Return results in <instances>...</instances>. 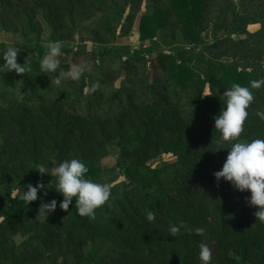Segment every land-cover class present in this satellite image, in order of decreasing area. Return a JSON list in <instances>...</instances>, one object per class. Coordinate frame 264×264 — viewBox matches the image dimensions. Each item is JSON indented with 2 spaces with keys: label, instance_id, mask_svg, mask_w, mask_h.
Wrapping results in <instances>:
<instances>
[{
  "label": "trees",
  "instance_id": "16d2710c",
  "mask_svg": "<svg viewBox=\"0 0 264 264\" xmlns=\"http://www.w3.org/2000/svg\"><path fill=\"white\" fill-rule=\"evenodd\" d=\"M143 2L150 11L139 13ZM19 8L23 11L16 18L33 28L39 13H56L63 25L68 19L75 22L77 14L87 19L100 12L95 52L104 57L109 34L117 31L113 20H122L125 13L129 24L140 14L141 41L178 26L193 45L151 57L135 50L121 58L120 87L102 73L99 84L111 85V94L106 96L104 89L96 94L88 86L87 97L84 80L72 89L71 80L57 84L53 73L40 72L41 46H14L17 62L26 61L31 71L0 70V134L5 138L0 149V194L5 198L0 201V264H201L202 243L211 250L209 264H264V223L246 203L250 193L235 190L223 178L217 183L213 176L230 146L220 142L213 120L225 88L233 83L250 87L253 101L239 139H264V119L257 115L264 112V84L250 86L263 79L256 68L239 62L248 53L264 55V0H0V16L6 15L0 28ZM207 20L218 32L211 44L219 52L214 59L199 49ZM8 47L1 42L0 55ZM220 56L237 60L225 62ZM194 62L206 65L203 75ZM113 145L120 146L125 179L110 186L109 200L94 218L77 214L75 198L61 209L56 180L36 168L78 158L89 169L86 178L95 180L103 171L99 161ZM162 152H173L176 160L153 166L150 161ZM37 181L47 195L38 192L37 200L27 204L19 193ZM53 198L57 207L45 219L39 208ZM181 225L175 237L169 235L170 226ZM196 228L203 233L188 230ZM16 235L24 237L21 243L15 242Z\"/></svg>",
  "mask_w": 264,
  "mask_h": 264
},
{
  "label": "rangeland",
  "instance_id": "374dc122",
  "mask_svg": "<svg viewBox=\"0 0 264 264\" xmlns=\"http://www.w3.org/2000/svg\"><path fill=\"white\" fill-rule=\"evenodd\" d=\"M235 2L239 4L240 0H235ZM63 10L64 9L60 8L59 12L62 13ZM22 11L23 8H19L17 12H11V15L8 17L9 21H5L3 23L4 29L0 28V43L6 42L8 45H10V47H21L22 45H24L32 48L33 46L38 45L44 49V55L47 51L45 45L49 41H62V52L60 57H58V72L61 69L67 71L68 68L73 64L86 66V70L82 73L79 79L72 80L63 78L61 79V81L63 82L64 80H71L72 89H78L80 83L82 82V80H84L87 84V87L84 90L85 97L90 95V92L88 90L90 86L94 88V92L96 94H98L99 90L101 89L105 90V93H107L106 96L111 94V85L105 86L99 84L102 78V73L106 74L105 77H114V86H116L117 88L120 87L121 80L124 78L123 74L121 73V58L131 55L135 50L142 51L147 56L151 57L153 56V54H157L160 51L175 50L177 47L182 45H193L190 41L184 40V33L178 26H173L168 29H161L158 33L157 38L153 40L141 41L138 32L140 16L139 13H141L142 11H150L148 10V8H146L145 2H143L142 4L141 10L136 17L137 19L135 20V23L129 24V22L126 21V13L123 16L122 20H113V26L115 25L114 28L117 31L115 35H112L110 33L108 36V42L107 45H105V48L109 49V54H107L106 57L101 55V52L99 51L95 52L96 45H98V43L95 42L94 35L96 33V30H99L98 21L102 15L100 12L95 13L92 17L87 19H83L79 14H77V20L75 22L70 23V20L68 19V23H64L63 25L61 24L62 19L56 17V13H53L52 16H50L49 13L45 12L39 13L33 19V22H35V24L37 25L36 28H33L32 25L28 23V20L20 21L18 17L16 18V15L20 14ZM5 18L6 15L4 14L0 16V27ZM213 26L214 24L211 20H207L206 22H204V29L201 36L202 42L199 44V49L207 57L214 59V57L217 56L219 52L211 45L218 35V32L215 31ZM257 28V24L251 25L249 27V30L254 31ZM239 37L240 35L235 36V38ZM219 59L225 62H234L235 60H237L229 56H220ZM239 62L241 67H246L247 64H249L250 67L256 68L260 73V78L264 80V55L259 57V52H255L254 54L248 53V55H244L243 57H241V59H239ZM192 66L194 67L196 72L201 75H203L206 70V65L200 62H194L192 63ZM99 67L104 68V70L98 71ZM57 73H53L54 75L52 76L53 80H55L56 83L57 79H59ZM61 81L60 83H62ZM55 86L57 87L58 85ZM65 87L66 83L64 84V86H62V89ZM9 130H7L6 133H8ZM4 143L5 138L0 134V149L3 147ZM119 152V145H113L109 147V154L99 161V164L102 167L103 171L100 177L94 180L95 182L111 186L114 183L120 182L125 179L123 168L118 162ZM175 160L176 156L173 152H162L159 158L150 161V163L153 166H161L165 163L173 162ZM53 168L44 167L45 171L49 174L44 173L43 175L47 179H53V181H55V176L50 175ZM11 192L14 193L15 190H11ZM0 201H5V198L1 194ZM249 208L251 209L250 205ZM23 239L24 237L22 235L15 236L16 243H21ZM87 251L88 246L85 248L84 252ZM70 264H75V262L72 261Z\"/></svg>",
  "mask_w": 264,
  "mask_h": 264
},
{
  "label": "clouds",
  "instance_id": "9594fccd",
  "mask_svg": "<svg viewBox=\"0 0 264 264\" xmlns=\"http://www.w3.org/2000/svg\"><path fill=\"white\" fill-rule=\"evenodd\" d=\"M47 51L40 59V72L49 74L57 73L59 69V59L63 42L59 40L49 41L45 45ZM18 50L15 47H8L0 60V70L7 69V72L15 70L17 74H24L31 71L30 67L24 63L17 62ZM86 70V66L73 64L67 71L59 70V79L67 78L76 80ZM57 79V83H59ZM264 84V80L250 81L251 88H259ZM212 95V94H204ZM222 106L217 114L213 116L214 129L220 133V142H229L230 146L222 167L213 172L217 183L223 178L224 181L237 191H248L250 195L246 197V203L256 208L254 216L260 222L264 223V139L254 138L250 140H240V134L243 130V124L248 116L247 108L253 101V95L250 87L242 86L239 83H233L225 88L220 96ZM203 98V96H202ZM257 115L264 119V112H257ZM219 149V148H218ZM36 169L41 174L48 173L44 167L38 166ZM89 169L86 163L78 158L66 159L59 162L52 170L51 176H55L56 183L53 187L55 191L62 195L59 202L61 209H68L69 204L75 198L76 212L79 216L94 218L95 210L103 206L110 198V186L95 182L86 178ZM49 174V173H48ZM45 185L40 181L32 185L27 184V191L19 193L20 198L27 204L37 200V193L41 192L43 196L47 195L42 191ZM39 208L45 219L55 211L57 207L56 199L47 203H42ZM147 221L154 220V214L149 211L146 216ZM181 226H170L169 235L175 237L181 230ZM196 234L203 233V228L188 229ZM199 258L201 264H209L211 260V250L206 244L199 246Z\"/></svg>",
  "mask_w": 264,
  "mask_h": 264
}]
</instances>
